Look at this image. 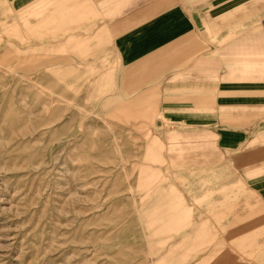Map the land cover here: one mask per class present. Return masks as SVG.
Returning <instances> with one entry per match:
<instances>
[{
  "label": "crops",
  "instance_id": "crops-1",
  "mask_svg": "<svg viewBox=\"0 0 264 264\" xmlns=\"http://www.w3.org/2000/svg\"><path fill=\"white\" fill-rule=\"evenodd\" d=\"M3 2V52L150 124L146 257L264 264V0Z\"/></svg>",
  "mask_w": 264,
  "mask_h": 264
},
{
  "label": "rangeland",
  "instance_id": "rangeland-1",
  "mask_svg": "<svg viewBox=\"0 0 264 264\" xmlns=\"http://www.w3.org/2000/svg\"><path fill=\"white\" fill-rule=\"evenodd\" d=\"M11 18L0 0V264H153L150 124H134L144 116L126 100L66 91L3 52Z\"/></svg>",
  "mask_w": 264,
  "mask_h": 264
}]
</instances>
